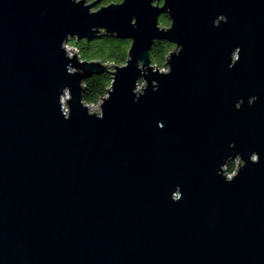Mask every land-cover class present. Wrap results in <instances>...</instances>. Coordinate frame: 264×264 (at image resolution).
Wrapping results in <instances>:
<instances>
[{
	"label": "water",
	"instance_id": "obj_1",
	"mask_svg": "<svg viewBox=\"0 0 264 264\" xmlns=\"http://www.w3.org/2000/svg\"><path fill=\"white\" fill-rule=\"evenodd\" d=\"M100 3L0 0V264H264V0Z\"/></svg>",
	"mask_w": 264,
	"mask_h": 264
},
{
	"label": "trees",
	"instance_id": "obj_2",
	"mask_svg": "<svg viewBox=\"0 0 264 264\" xmlns=\"http://www.w3.org/2000/svg\"><path fill=\"white\" fill-rule=\"evenodd\" d=\"M93 2L95 0H88ZM123 0H101L97 8L111 3H120ZM166 16H161V24H169ZM71 45L77 47L79 54L86 61H100L102 63H113L123 65L127 62L131 41L127 39H118L113 35H103L97 39L88 41L86 39L77 41L73 39ZM175 45L166 40L155 41L151 50L152 64L156 68L164 69L166 59ZM112 84V75L110 72L95 74L85 81L84 100L89 105H97L107 96L109 87ZM236 164L232 162L228 170L233 172Z\"/></svg>",
	"mask_w": 264,
	"mask_h": 264
},
{
	"label": "built area",
	"instance_id": "obj_3",
	"mask_svg": "<svg viewBox=\"0 0 264 264\" xmlns=\"http://www.w3.org/2000/svg\"><path fill=\"white\" fill-rule=\"evenodd\" d=\"M69 48H70V50L68 51L69 52V55L72 56L75 53V51H77V53L79 54V50L77 49V47L71 45L70 43L68 45H66V49H69ZM79 56H80V54H79ZM80 59L83 61V59L81 58V56H80ZM161 70L162 71H166L167 68H164V69H161ZM235 169H236V167H235ZM234 172H235V170L233 172H230V174H233Z\"/></svg>",
	"mask_w": 264,
	"mask_h": 264
},
{
	"label": "rangeland",
	"instance_id": "obj_4",
	"mask_svg": "<svg viewBox=\"0 0 264 264\" xmlns=\"http://www.w3.org/2000/svg\"><path fill=\"white\" fill-rule=\"evenodd\" d=\"M99 5H100V4H99ZM97 7H98V6H97ZM97 7H96V8H97ZM160 18H161V17H160ZM166 20L169 22V20H168V19H166ZM166 20L164 19V21H166ZM167 21H166V22H167ZM169 23H170V22H169ZM163 25H164V26H166V27H168V26H169V24H163ZM165 68H167V67H165ZM142 83H143V82H141V83H140V86H139V88H141V87H142V85H144V84H145V83H143V84H142ZM67 96H69V93H67ZM90 106H91V108H90V109H91V111H99V108H98V107H99V104H97V105H90ZM232 162L236 163V162H235V160H233V161H231L229 164H231ZM228 167H229V166L227 165V167H226V168H227V170H228ZM228 171H229V170H228Z\"/></svg>",
	"mask_w": 264,
	"mask_h": 264
}]
</instances>
